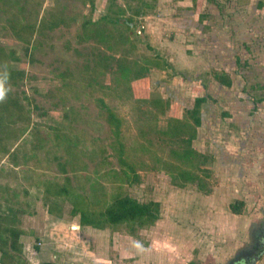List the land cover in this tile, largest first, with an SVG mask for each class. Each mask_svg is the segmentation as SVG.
Wrapping results in <instances>:
<instances>
[{"label":"rangeland","instance_id":"374dc122","mask_svg":"<svg viewBox=\"0 0 264 264\" xmlns=\"http://www.w3.org/2000/svg\"><path fill=\"white\" fill-rule=\"evenodd\" d=\"M110 1L95 0L90 5L89 0H0V43L9 53L6 63L0 64V82L22 106L16 114L0 109V195L34 199L36 212L25 214L24 224L44 239L41 245L29 239L25 253L32 264L40 263L41 253L52 258L57 254L60 264L241 260L247 255L243 249L253 245L264 225V0H200L198 5L194 0H162L169 3L161 8L157 0L155 8L136 18L134 28L126 20L129 15H122L129 8L119 0L124 5L122 18L108 16L98 44L86 40L83 21L99 19L108 12ZM153 14L162 19L148 18ZM10 18L38 25L30 44L32 58L26 54L27 45L14 35ZM55 21L58 25L53 27ZM143 23L146 28L139 34ZM151 24L154 29L147 33ZM124 38L128 43H122ZM109 45L116 46V57L157 62L147 76L132 81L133 94L137 99L169 98L168 114L143 113L125 94L111 95L100 87L83 89L81 82L86 83L89 73L82 70L86 65L94 70L95 51L109 52ZM11 64L26 71L17 84L3 80ZM216 71L229 73L232 85L220 83ZM94 73L99 84L114 85L113 74L103 75L97 67ZM77 88L84 90L80 97L75 96ZM206 95L202 125L193 141L206 160L197 169L199 180H184L168 166V161H177L171 147L181 143H168L159 130L169 126L170 117H185L196 97ZM99 98L122 117L124 155L136 171L129 170V179L123 175L120 143ZM66 110H71L70 121L64 116ZM44 111L47 115H42ZM56 124L66 125L73 135L69 148L78 154L79 185L90 187L98 181L104 205L119 191L143 201H160V219L137 228L135 234L126 227L120 231L81 227L71 219L67 205L70 220H50L32 182L62 178L54 156L66 157V153L55 142L51 125ZM45 133L49 141L39 147ZM25 187L31 188V195L24 194ZM237 199L246 201L242 214L230 209ZM36 242L42 251L32 256ZM257 256L252 264H264V249Z\"/></svg>","mask_w":264,"mask_h":264},{"label":"trees","instance_id":"16d2710c","mask_svg":"<svg viewBox=\"0 0 264 264\" xmlns=\"http://www.w3.org/2000/svg\"><path fill=\"white\" fill-rule=\"evenodd\" d=\"M89 1L90 5H94L95 0ZM135 1H137V5L134 4ZM210 1L217 2V0ZM124 2V5L129 9L127 10L126 8L123 10L122 15H129L126 20L129 26L133 28L138 23L137 17L143 18L150 9L155 8L157 5V0H124ZM194 2L198 5L199 1L194 0ZM124 5H121V1L119 0H111L108 5V12L103 14L99 19H85L81 25L83 37L86 40H93L98 44V42H100L99 40L103 39L104 25H106L108 16H113L115 14V20H117V15L122 18L120 12ZM113 20L114 19H112V21ZM8 22L13 29L14 35L27 45L25 48L26 54L28 55L31 53L32 58L33 53L31 52L30 44L34 41V35L38 32V25L31 22L23 23L15 18H10ZM56 25H58V23L55 21L53 27ZM128 41L129 40L124 38L122 43H128ZM97 44L95 43L97 46L94 48L95 50L98 49ZM115 47V45H111L109 52L103 50L102 54L100 51H95L94 60H96V62L94 70L90 71V68L86 69L87 65L82 70L83 73H89L85 78L86 83L82 84L81 82V85L84 87L83 89L90 88L94 90L100 87L108 91L111 95L125 94L127 98L136 101L143 113L155 112L156 117L159 114H168L172 104L169 98L158 96L150 99H137L133 94L132 81L147 76L154 65H157V62L150 59L145 61H129L125 58L116 57L115 53H113V48ZM8 54L7 47L0 43V64L6 63ZM114 64L116 67H113ZM96 67L99 68L100 73H103V75L107 73L113 74L114 85L99 84L94 73ZM128 75H132V77L127 80L125 77ZM214 75L220 83L228 87L233 83L232 78L226 71H216ZM25 76L26 71L24 69H19L11 64L3 75V80L11 82L12 84H17L18 80L24 79ZM63 77L66 78L68 76L64 73ZM70 84V82L66 81L67 86ZM0 88L4 91V97L0 99V109L3 111H12L13 114L21 112L22 106H20L18 100L13 96L11 89L1 82ZM83 89H74L75 96L80 97L84 92ZM208 98L207 95L196 97L193 107L186 109L185 117H170L169 126L164 130H159L160 134L168 137V143L177 141L181 143L180 147H171L172 154L177 161H168V166L174 169L173 172L176 173L178 178L194 181L200 179L197 169L201 166L200 162H205L206 158L201 157L200 152L193 146V141L197 137L198 127L202 125V105ZM98 102L106 112L107 121L113 130L114 136H116V140L120 143L119 161L122 163L121 166L124 177L129 179V170L135 172V174L136 171L124 155V145L120 139L123 122L122 117L115 112L104 98H99ZM70 112L71 110L68 111V113L66 110L64 115L69 121L72 119V117H70L72 116ZM72 112L74 113V110H72ZM44 114L47 115V112L44 111L42 115ZM65 126L66 125L59 124L51 125L54 131L56 144L62 147L66 153V157L63 155L54 156V159L57 160L59 173L62 177L61 180L39 179L32 182V187L36 188V198H40L39 195H41V199L44 206H46L50 220L53 222L70 220L66 215V207L67 205H71L69 213L71 219L81 227L91 226L96 229H106L109 227L116 231H120L126 227L130 233L135 234L137 228H146L154 225L161 217L160 201H143L130 193L119 191L111 197V200L108 202L106 201L107 203L104 205L105 200L102 192L100 193L101 186H99L98 181L91 182L90 187L86 185L87 183L79 185L76 182L79 173L76 168L75 158L76 155L78 157V154L75 149L72 150V148H69L72 134ZM49 137L50 135L48 133L43 134L41 137V142L43 143H41L39 147H43L44 143L49 141ZM76 140L79 141V138L76 137ZM135 177L137 178L136 175ZM30 178L31 176L25 179ZM23 192L25 195L32 194V190L29 187H25ZM0 196L2 200V206L0 208V264H32L30 257L25 253L24 245L28 239H33L41 245L44 239L36 236V231L33 227H28L24 224L23 216L25 214L33 215V213L36 212V210H33L35 201L34 199H26L23 201L19 199L17 195L16 197ZM245 208L246 201L244 199H237L230 204V209L234 214H242L245 212ZM37 242L32 247V256H35V254L39 253L41 250ZM246 251L247 250H244L242 253ZM41 254L39 264H60L59 260L55 257H46L43 253ZM239 261L240 258L236 257L230 260L228 264H239Z\"/></svg>","mask_w":264,"mask_h":264},{"label":"flooded vegetation","instance_id":"af4514ba","mask_svg":"<svg viewBox=\"0 0 264 264\" xmlns=\"http://www.w3.org/2000/svg\"><path fill=\"white\" fill-rule=\"evenodd\" d=\"M262 248L264 249V226L262 230L257 233L255 242L247 249V255L241 258L239 264H252L257 254H260L261 250H263Z\"/></svg>","mask_w":264,"mask_h":264},{"label":"crops","instance_id":"0c3cea01","mask_svg":"<svg viewBox=\"0 0 264 264\" xmlns=\"http://www.w3.org/2000/svg\"><path fill=\"white\" fill-rule=\"evenodd\" d=\"M177 1H179V0H177ZM181 1V0H180ZM198 1H200V0H198ZM168 3L169 2H166V4H165V2L164 1H162V0H160L159 2H158V4H160V8L161 7H165V6H167L168 5ZM162 14H164V13H162ZM159 16V15H158ZM154 17H156V19H162V17H157L155 14H153L152 16L151 15H148V18H151V19H153ZM154 21V20H153ZM156 21V20H155ZM157 22V21H156ZM149 26V25H148ZM153 25L151 24V27H152ZM154 28L152 27V28H150V27H148V30H146L147 31V33H151V30H153ZM172 103V102H171ZM172 105V104H171ZM203 119V118H202ZM263 121V120H262ZM263 123V122H262ZM263 125H264V123H263ZM263 127V129L262 130H264V126H262ZM264 131H262V133H263ZM263 137H264V135H263ZM264 226V225H263ZM262 230V228L261 229H259L257 232H256V234L258 233V232H260ZM27 241H29V239L27 240ZM27 241H26V243H27ZM32 243H30V245H31ZM249 247H251V246H249ZM249 247H246L245 249H243V251L244 250H247V248H249ZM57 254L54 256L55 258H57ZM255 259V258H254ZM39 260H41V257H40V259ZM253 263H254V260H253Z\"/></svg>","mask_w":264,"mask_h":264},{"label":"built area","instance_id":"2783aa9c","mask_svg":"<svg viewBox=\"0 0 264 264\" xmlns=\"http://www.w3.org/2000/svg\"><path fill=\"white\" fill-rule=\"evenodd\" d=\"M104 1L108 2V0H104ZM145 28H146L145 23L141 24L140 27L137 29V33L142 34Z\"/></svg>","mask_w":264,"mask_h":264},{"label":"clouds","instance_id":"9594fccd","mask_svg":"<svg viewBox=\"0 0 264 264\" xmlns=\"http://www.w3.org/2000/svg\"><path fill=\"white\" fill-rule=\"evenodd\" d=\"M4 97V91L2 88H0V99H3Z\"/></svg>","mask_w":264,"mask_h":264},{"label":"water","instance_id":"95a60500","mask_svg":"<svg viewBox=\"0 0 264 264\" xmlns=\"http://www.w3.org/2000/svg\"><path fill=\"white\" fill-rule=\"evenodd\" d=\"M78 227H79V226H78ZM256 259H258V256L255 257L254 261H255Z\"/></svg>","mask_w":264,"mask_h":264}]
</instances>
